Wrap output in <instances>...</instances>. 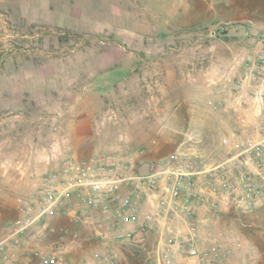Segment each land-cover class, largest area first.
I'll return each instance as SVG.
<instances>
[{"label":"rangeland","instance_id":"obj_1","mask_svg":"<svg viewBox=\"0 0 264 264\" xmlns=\"http://www.w3.org/2000/svg\"><path fill=\"white\" fill-rule=\"evenodd\" d=\"M68 4L73 11H68L66 24L87 28L85 17L89 12H103L106 15L100 18L107 24H99L100 31L84 33L57 32L46 26L17 32L0 15V73H12L15 53L24 47H33L30 53L20 52L39 63V59L57 57L59 53L75 56L78 52L84 57L85 68L99 74L97 81L85 75L76 85L69 83L68 106L61 112L27 113L28 118L44 122V138L50 125L60 127L69 138L62 145L65 154L76 152L80 158L132 151L140 158L152 159L171 153L183 141L188 125L181 119L182 126L161 127L167 120L161 119L159 109L167 107L169 115L187 92L189 76L212 67L208 54L213 43H233L242 36L240 30L247 28H255L257 39L264 38V0H68ZM31 7L33 13L37 12L33 4ZM209 30L215 34L208 35ZM24 32L29 37L22 36ZM107 60L123 63L113 65ZM114 67L117 70L110 76L128 75L124 82L107 79L106 72ZM180 79L184 81L179 83ZM13 115L0 112V119ZM77 132L85 136L84 143L76 144ZM223 149L212 156L216 162L226 155ZM208 216L206 223L197 225L199 245L210 246L213 239L220 242L222 264H264V200L249 211L229 209ZM171 224L183 225L174 218ZM155 243L147 242L144 248L121 244L125 248H121L122 260L125 264H159ZM27 264L38 262L33 257ZM166 264L197 261L180 254L171 256Z\"/></svg>","mask_w":264,"mask_h":264},{"label":"crops","instance_id":"obj_2","mask_svg":"<svg viewBox=\"0 0 264 264\" xmlns=\"http://www.w3.org/2000/svg\"><path fill=\"white\" fill-rule=\"evenodd\" d=\"M31 4L37 12L31 11ZM68 11H73L68 0H0V15H3L17 32H23L26 29L31 31L36 27L46 26L57 29V32L69 30L84 33L100 31L98 25L107 24L100 18L106 14L89 12L88 17H85L89 26L78 28L77 25H73L74 23L66 24L67 16L70 15ZM81 16L84 18V15L81 14ZM90 25L96 27L93 28ZM26 33L24 32L22 36L29 37ZM239 33L242 36L233 43L228 42L219 46L211 41L213 45L209 48L208 59L212 67L205 73L189 76L187 92L180 102H176L169 115L165 111H168L167 107L159 109L163 114L161 119L166 118L167 120L161 127L170 125L169 129L177 128L182 126L180 123L183 122L180 120H185L188 132H192L196 138L193 147L200 150L202 154L210 156L216 154L219 148H224L226 155L222 159L232 152L236 139L243 140L254 135L257 121L251 106L246 105L245 95L239 98V88L231 81L237 72L229 70V77L221 76V73L231 66L235 58L239 57L241 60L237 71L246 72L250 68L252 59L259 52H264V38L259 40L255 37V28L240 30ZM32 49L33 47H24V49L17 50L18 53H15V59L11 62L12 73H0V112L15 114L13 118L0 119V240L8 242L5 251L9 256L8 260H1L0 264L29 263L33 258V250L45 249L58 241L57 228L59 227L65 228L68 233L66 236L68 248L65 257L69 264H91L92 254L102 252L105 244L115 254V263L125 264L122 260L123 250L121 249L125 248L120 245L128 242L110 239L102 215L85 207L74 197L71 200L77 213L81 216L90 215L93 222L84 223L74 220L72 213L69 216L56 215L14 233L15 222L22 219L25 214L22 200L34 196L42 176L51 174L58 168L60 158L65 154L62 145L69 141L67 135L61 133V128L57 125H50L47 137L44 138L42 132L44 122L28 118L27 113L31 111L61 112L68 106L69 83L76 85L84 80L85 75L87 79L93 81L99 79V74H93L89 72V68H85L84 57L78 55V52L75 56H69L56 51L61 55L47 56L42 58L43 60L39 59L42 61L39 63L34 58L27 57L20 52L23 50L30 53ZM111 63L122 65L123 62L111 61ZM49 67H51L50 71L47 70ZM115 67L106 72L107 79L113 78L119 83L124 82L128 75L110 76V73L116 72ZM178 81L182 83L184 79ZM251 87L244 83V92L246 93ZM209 102L216 104L217 108H211ZM30 120L32 122H29ZM162 136H167V133H163ZM84 138L83 134L77 132L76 144L84 143ZM151 140L155 141L153 138ZM54 153L60 154L58 159L53 158ZM74 155L81 157L76 152L72 154ZM165 155L167 154L152 159ZM141 158L139 157L142 163L140 168H144L145 162L151 159ZM143 208L154 210L151 203L144 205ZM198 215L200 223L197 225L209 220L204 210H199ZM158 227L160 224H156L148 232L146 243L151 242L152 245L157 241ZM72 231L78 233V241L70 239L69 234Z\"/></svg>","mask_w":264,"mask_h":264},{"label":"built area","instance_id":"obj_3","mask_svg":"<svg viewBox=\"0 0 264 264\" xmlns=\"http://www.w3.org/2000/svg\"><path fill=\"white\" fill-rule=\"evenodd\" d=\"M214 34V30H209L208 35ZM240 64L239 57L235 58L221 76L229 77V70L237 72L231 81L239 88L238 97L245 95L246 105L251 106L257 121L254 135L236 139L232 152L224 159L216 162L194 148L196 138L192 132L184 134L174 151L146 161L144 168H140L139 155L132 151L82 158L63 154L58 168L42 176L35 195L22 200L25 214L15 222L14 233L56 215L72 213L74 220L93 222L90 215L77 213L71 200L74 197L102 215L112 240H125L144 248L148 232L160 224L154 248L159 264L180 254L195 258L197 264H222L220 242L213 239L210 246L197 243L198 211H249L264 200V52L252 59L246 72L237 71ZM244 83L252 86L246 93ZM209 105L217 108L212 102ZM59 156L53 154L55 159ZM150 203L154 210L143 208ZM173 218L184 227L172 225ZM57 232V242L32 251L39 264H69L65 257L67 230L59 227ZM69 235L78 241L76 231ZM7 243L0 240V261L9 259ZM104 246L102 252L92 254L91 264H116L115 254L107 244Z\"/></svg>","mask_w":264,"mask_h":264}]
</instances>
